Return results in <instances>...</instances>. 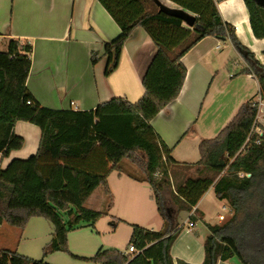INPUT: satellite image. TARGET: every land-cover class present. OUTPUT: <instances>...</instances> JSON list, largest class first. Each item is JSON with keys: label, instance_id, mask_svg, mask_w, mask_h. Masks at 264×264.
<instances>
[{"label": "trees", "instance_id": "trees-1", "mask_svg": "<svg viewBox=\"0 0 264 264\" xmlns=\"http://www.w3.org/2000/svg\"><path fill=\"white\" fill-rule=\"evenodd\" d=\"M98 1L121 28L116 39L104 44L106 76L118 68L124 44L136 28H143L155 44L157 52L143 78L145 94L134 104L114 98L91 111L44 108L27 87L32 44L10 39L6 51L0 50V153L7 158L24 146V139L14 133L18 121L36 125L41 140L35 155L14 159L6 169H0V227L5 223L23 231L31 218H45L53 224L54 233L43 256L69 253V232L82 223L93 226L106 215L86 208L85 201L98 187H104L111 197L108 177L116 170L126 172L123 161L128 160L142 168L145 177L127 173L150 184L163 229L154 232L134 225L128 247L134 246L139 254L133 258L118 250H100L87 260L100 264H174L171 248L182 230L178 215L191 212L214 187L217 198L228 202L235 214L223 225H207L210 235L204 244L203 264H218L233 257L241 264H264V218L245 217L242 225L235 223L254 185L263 148L255 144L257 136L251 135L259 104L245 103L216 139L202 141L201 160L194 165L202 168L200 174L180 184L174 183V169L194 166L177 162L172 149L151 125L181 92L187 75L182 58L206 37L232 43L250 68L243 72L252 71L259 78L264 100V67L240 42L234 27L223 21L217 4L226 0H169L195 16L193 26L186 27L183 19L163 11L156 0ZM243 1L254 36L264 39V1ZM99 59L97 53L92 54L94 65ZM243 147L248 155H242ZM239 173L252 177L241 178ZM190 219L196 221L194 216ZM0 264L48 263L1 250Z\"/></svg>", "mask_w": 264, "mask_h": 264}, {"label": "crops", "instance_id": "crops-1", "mask_svg": "<svg viewBox=\"0 0 264 264\" xmlns=\"http://www.w3.org/2000/svg\"><path fill=\"white\" fill-rule=\"evenodd\" d=\"M156 1L162 7L182 10L195 17L169 0ZM217 6L223 21L234 27L240 42L264 67V39L254 36L244 1L226 0ZM120 34L121 28L98 0H0V45L6 47L10 39L32 44L27 87L47 109L91 111L114 98L134 104L144 96L143 78L157 48L143 28H136L124 44L118 68L106 76L104 44ZM93 53L100 57L95 65ZM182 63L187 75L181 92L152 120V127L172 149L177 162L194 166L201 160L202 141L216 139L245 103L257 102L259 111L251 135L257 136V145L263 148L244 210L247 219L264 218V100L259 78L252 71L243 72L250 68L229 40L215 37L200 41L182 58ZM257 130L262 133L258 134ZM14 133L24 139V146L7 158L0 153V169H6L14 159H28L39 149L41 130L36 125L18 121ZM201 170L197 166L190 169L179 166L173 171V179L180 184L189 177H197ZM127 171L110 173L107 183L111 197L104 187H98L85 201L86 208L106 215L93 226L82 223L69 232V253L43 256V249L52 240L54 226L42 217L31 218L23 231L4 223L0 227L3 242L0 251H16L48 264H56L61 256H65L62 257L65 264L95 263L87 259L100 250H118L125 255L134 225L154 232L161 231L164 225L150 184L131 178ZM94 203L100 208L94 209ZM227 203L220 201L211 187L191 212L182 211L178 215L182 230L171 248L174 264L204 263V244L210 235L207 225H223L226 218L235 214ZM220 208L228 211V215L213 217L212 211ZM192 213L196 214L195 222L190 219ZM220 216L224 219L220 220ZM119 232L127 237L124 248L114 239ZM25 240L34 243L32 253H41V258L36 259L24 247ZM218 264L241 262L233 257Z\"/></svg>", "mask_w": 264, "mask_h": 264}, {"label": "rangeland", "instance_id": "rangeland-1", "mask_svg": "<svg viewBox=\"0 0 264 264\" xmlns=\"http://www.w3.org/2000/svg\"><path fill=\"white\" fill-rule=\"evenodd\" d=\"M175 7V6H174ZM176 8H177V6H176ZM186 26H188L186 23H185V27ZM6 47H5V45H0V50H2V51H6ZM139 156L143 159V157H144V155L143 154H139ZM139 157V158H140ZM123 167L125 168V169H128L129 171H133L135 174H138V175H140V176H142V177H145V175L143 174V172H142V168H140L138 165L137 166H135V165H133L130 161H128V160H124L123 161ZM173 183V182H172ZM174 183H175V181H174ZM99 190H101V189H99ZM99 196V192H97V195H96V198ZM227 203V202H226ZM228 204V207L230 208V209H232L231 208V206L229 205V203H227ZM94 209H99L100 208V206L99 205H97L96 206V203H94V206H92ZM244 208H245V206H244ZM233 210V209H232ZM228 211H224V210H221V208L220 209H217V210H214V211H212V216L213 217H215V216H217L218 214H222V215H224V216H226V215H228ZM231 219V217L230 218H226L223 222L224 223H226L227 221H229ZM244 219H245V210H243L241 213H239V214H237V216H236V222L235 223H238V224H241L242 225V223L244 222ZM216 222H218V221H216ZM1 235L2 234H0V237H1ZM127 237H126V235L124 234V233H122V232H119V234H118V236L117 237H114V239H117V241H118V244H120V246H123L122 248H124V246H125V244H127L126 243V239ZM1 240H3L4 241V239H1ZM25 242V243H24ZM23 242V244H24V247L25 248H27V250H30L29 252H31V254H35L34 256H37V257H35L36 259H38L40 256H41V253H32V248L34 249V247H33V244L34 243H32V241H27L26 242V240ZM0 243L2 244L3 242L2 241H0ZM87 243H88V241H87ZM5 245V244H4ZM35 250H36V248H35ZM37 254V255H36ZM38 254H40V255H38ZM62 257H65V256H61V260H58L57 261V263L56 264H65V263H63L62 262ZM41 258V257H40ZM66 259V258H65ZM75 264H77V263H80V262H78V261H76V262H74ZM90 264H95V263H91L90 262Z\"/></svg>", "mask_w": 264, "mask_h": 264}, {"label": "built area", "instance_id": "built-area-1", "mask_svg": "<svg viewBox=\"0 0 264 264\" xmlns=\"http://www.w3.org/2000/svg\"><path fill=\"white\" fill-rule=\"evenodd\" d=\"M28 104H30V102H29ZM257 132H258V134H261V133H262V132L259 131V130H257ZM250 138H251V135H250L249 138L247 139L246 144H248V143L250 142ZM258 143H259V141L256 140V141H255V144H258ZM246 144H245V145H246ZM243 149H244V147L242 148V150H243ZM244 153H245L246 155H248V154H249V151L246 150ZM238 176L241 177V178H243V177L250 178V177H251V174H250V173H239ZM195 215H196L195 213H194V214L192 213V216H195ZM219 218H220V220H223V219H224L223 216H220ZM189 227H190V228L194 227V223L190 222V223H189ZM137 254H139V251H138L134 246H130V247L128 248V251H126V253H125L126 256H129V257H131V258H133V257H134L135 255H137Z\"/></svg>", "mask_w": 264, "mask_h": 264}, {"label": "water", "instance_id": "water-1", "mask_svg": "<svg viewBox=\"0 0 264 264\" xmlns=\"http://www.w3.org/2000/svg\"><path fill=\"white\" fill-rule=\"evenodd\" d=\"M162 9H163V11H165L171 15H174L176 17L183 19L188 26H193L194 21H195V17L190 16L188 13H186L182 10H175V9L166 8V7H162Z\"/></svg>", "mask_w": 264, "mask_h": 264}]
</instances>
